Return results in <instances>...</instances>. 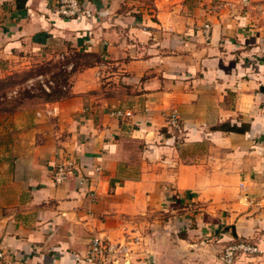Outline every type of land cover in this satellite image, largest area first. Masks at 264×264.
I'll return each mask as SVG.
<instances>
[{
  "label": "crops",
  "instance_id": "0c3cea01",
  "mask_svg": "<svg viewBox=\"0 0 264 264\" xmlns=\"http://www.w3.org/2000/svg\"><path fill=\"white\" fill-rule=\"evenodd\" d=\"M84 1L92 15L73 18L58 0H0V73L94 57L57 68L67 93L0 111V264H89L97 235L132 264H223L239 238L261 252L237 264H264V0ZM220 136L222 156L199 150Z\"/></svg>",
  "mask_w": 264,
  "mask_h": 264
},
{
  "label": "rangeland",
  "instance_id": "374dc122",
  "mask_svg": "<svg viewBox=\"0 0 264 264\" xmlns=\"http://www.w3.org/2000/svg\"><path fill=\"white\" fill-rule=\"evenodd\" d=\"M143 4L145 7L148 6V8H152L149 6V4H151L150 2L143 1ZM93 59V56L88 57L87 55L79 54L78 52H71L69 58H60L59 60L58 58H55V53H51V55H45L39 61H35L36 59H31L30 65L32 66L29 69L19 71V68L16 67L17 70L15 69L12 73L1 72L0 111L13 109L15 107L17 108L22 104L23 106H35L41 103L43 100L67 93L69 91V76L65 72H57V68L61 64L66 63L68 60H73L78 64H82L85 61L91 62ZM12 64L15 63L12 62ZM196 78L205 79L206 77L204 76L203 72H198ZM65 85L67 87H65ZM122 106L126 107V105ZM229 123V121H224L221 124L212 125V128L227 129L231 127ZM239 123H241L240 127H245L243 120H239ZM166 127H163L162 129L167 131ZM172 132L179 133V129H172ZM211 142L220 147V154L222 156L224 154L223 149L226 150V141L224 142L222 136L216 138V140H204L202 143H200L201 146L200 148L198 147L199 150H202L203 153H207L211 149ZM223 247L224 246L221 245L220 249Z\"/></svg>",
  "mask_w": 264,
  "mask_h": 264
},
{
  "label": "built area",
  "instance_id": "2783aa9c",
  "mask_svg": "<svg viewBox=\"0 0 264 264\" xmlns=\"http://www.w3.org/2000/svg\"><path fill=\"white\" fill-rule=\"evenodd\" d=\"M249 0H244L248 2ZM58 12L65 17L91 16L92 10L82 0H58ZM206 32L210 31V24H205ZM110 113L117 117L130 115V110L116 108ZM168 123L173 128L180 127V114L177 109H173L169 114ZM76 169V162L72 158L60 162L54 172L56 184L66 181L71 173ZM132 247L127 243L112 242L108 238L100 235L90 239L89 246L83 258L89 264H132ZM261 249L254 240L239 238L229 241L224 245L220 260L223 264H237L242 257H253L258 255ZM4 251L0 250V260L4 257Z\"/></svg>",
  "mask_w": 264,
  "mask_h": 264
},
{
  "label": "trees",
  "instance_id": "16d2710c",
  "mask_svg": "<svg viewBox=\"0 0 264 264\" xmlns=\"http://www.w3.org/2000/svg\"><path fill=\"white\" fill-rule=\"evenodd\" d=\"M230 129L235 130V131H244L245 127L244 126L239 127V126L235 125L233 127H230Z\"/></svg>",
  "mask_w": 264,
  "mask_h": 264
}]
</instances>
